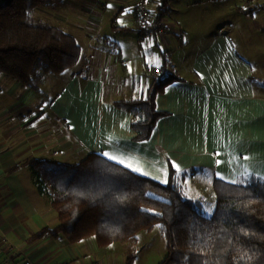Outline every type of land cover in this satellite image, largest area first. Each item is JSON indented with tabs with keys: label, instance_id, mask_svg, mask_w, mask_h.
I'll list each match as a JSON object with an SVG mask.
<instances>
[{
	"label": "crops",
	"instance_id": "0c3cea01",
	"mask_svg": "<svg viewBox=\"0 0 264 264\" xmlns=\"http://www.w3.org/2000/svg\"><path fill=\"white\" fill-rule=\"evenodd\" d=\"M135 1L62 0L40 8L37 18L75 38L80 61L47 77L38 93L0 76L5 264L26 258L36 264H126L122 244L100 248L94 237L74 245L52 236L29 242L38 231L59 225L50 197L39 194L26 165L34 158L72 164L94 153L164 184L173 167L188 173L184 191L202 210L203 193L217 196L216 180L236 184L264 176V0L234 6L238 24L228 20L224 28L220 4L226 0H168L166 11H160L164 1L156 0L154 16L162 15L170 31L165 38L144 40ZM116 18L119 23L112 25ZM95 36L110 43L113 53L99 51L91 42ZM156 68L162 71L157 76L178 81L156 98L166 117L149 140L136 142L132 116L114 104L144 97ZM141 258L140 250L137 264Z\"/></svg>",
	"mask_w": 264,
	"mask_h": 264
},
{
	"label": "trees",
	"instance_id": "16d2710c",
	"mask_svg": "<svg viewBox=\"0 0 264 264\" xmlns=\"http://www.w3.org/2000/svg\"><path fill=\"white\" fill-rule=\"evenodd\" d=\"M61 1L0 0V76L38 93L47 77L78 64L81 47L75 38L36 16L38 9ZM162 3L160 11H166L168 0ZM151 79L144 97L114 104L132 116L136 142L149 140L166 117L157 109L156 98L178 81L170 75ZM26 165L38 192L50 197L59 221L57 227L34 234L31 243L52 236L74 245L94 237L100 248L122 244L126 264H136L139 234H150L159 226L167 248L160 264H264L262 178L249 176L236 184L216 180L217 204L208 216L202 203L184 191L188 173L173 167L164 184L94 153L79 163L34 158Z\"/></svg>",
	"mask_w": 264,
	"mask_h": 264
},
{
	"label": "rangeland",
	"instance_id": "374dc122",
	"mask_svg": "<svg viewBox=\"0 0 264 264\" xmlns=\"http://www.w3.org/2000/svg\"><path fill=\"white\" fill-rule=\"evenodd\" d=\"M221 2L222 4L220 5H221V8L222 7L223 8L220 13H221V16L223 17V20L221 17L220 19L217 20V22L222 20L221 21V23H223V25H221L222 28L226 27L225 24L226 23L229 24V22L236 24L237 21L234 19V16L232 15L233 8L234 6L235 8H237V6L243 5L244 1L243 0H226V1H221ZM225 10H229V12L231 13V17L229 16L228 19L225 18L227 14L225 13ZM36 13H39V9L36 11ZM203 196L206 199L204 200L205 201L204 208H203L204 213L206 215L212 216L216 208L217 196H215V192L214 194L203 193ZM139 238L142 243V245L140 246L142 258L139 260L138 264H157V261L159 260V258L164 257L165 256L164 254L167 250L165 238L163 237L162 231L160 230L159 226L156 227L154 231L151 232V234L146 233V232L139 234ZM0 262H1L0 264H5L3 260H1Z\"/></svg>",
	"mask_w": 264,
	"mask_h": 264
},
{
	"label": "built area",
	"instance_id": "2783aa9c",
	"mask_svg": "<svg viewBox=\"0 0 264 264\" xmlns=\"http://www.w3.org/2000/svg\"><path fill=\"white\" fill-rule=\"evenodd\" d=\"M155 1L156 0H136L135 1V11H136V17H137V23L139 28L142 31L141 40L147 39V38H165L167 37L170 28L163 19H158L156 16H154V7H155ZM254 0H244L245 5L251 7L253 5ZM119 23L118 18L114 19L112 21V25ZM93 44H95V47L103 52L104 54H112L113 53V47L110 43H108L105 39L99 36H95L92 38ZM123 65H125V62H122ZM162 71L156 68V70L153 71L154 75L160 74ZM6 242V241H5ZM23 264H36L34 261H32L30 258H26L23 260Z\"/></svg>",
	"mask_w": 264,
	"mask_h": 264
},
{
	"label": "snow or ice",
	"instance_id": "6c2138e0",
	"mask_svg": "<svg viewBox=\"0 0 264 264\" xmlns=\"http://www.w3.org/2000/svg\"><path fill=\"white\" fill-rule=\"evenodd\" d=\"M157 64H158V61H157ZM34 126V125H33ZM107 155V154H106ZM245 159H246V157H245ZM244 175H248V173H247V171H245V173H244ZM262 178H264V176H262ZM233 182H235V181H233Z\"/></svg>",
	"mask_w": 264,
	"mask_h": 264
}]
</instances>
